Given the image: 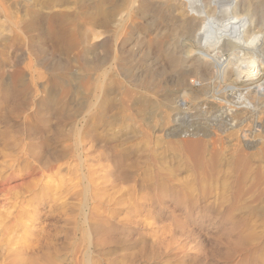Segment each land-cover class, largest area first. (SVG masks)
<instances>
[{
  "label": "rangeland",
  "instance_id": "374dc122",
  "mask_svg": "<svg viewBox=\"0 0 264 264\" xmlns=\"http://www.w3.org/2000/svg\"><path fill=\"white\" fill-rule=\"evenodd\" d=\"M161 1L0 0V263L18 238L40 253L17 264H264V163L244 158L262 146L196 161L161 132L209 71Z\"/></svg>",
  "mask_w": 264,
  "mask_h": 264
},
{
  "label": "bare ground",
  "instance_id": "6f19581e",
  "mask_svg": "<svg viewBox=\"0 0 264 264\" xmlns=\"http://www.w3.org/2000/svg\"><path fill=\"white\" fill-rule=\"evenodd\" d=\"M175 1L180 7L179 9L180 14L179 11L176 10L178 12L177 14L179 16L186 17L187 21L184 27L191 31V33L190 31L188 33L191 34V36L189 35L190 36L189 38L186 37L182 38L181 36L180 39L182 40V43L187 48V50L188 48H190L191 51L194 50L197 53L200 62L199 64H201L202 66H206L205 67L207 68L206 70L209 71L205 73L201 72V74L199 75L200 77L197 83L200 86V96L197 97L192 93L194 85L192 87L189 84L188 85L186 84L187 86H184L185 88L182 90V92L180 91L181 95H183V98L181 100L180 99L172 100L170 99V96H167V98L165 97L166 95L164 96L166 99L164 100V102H162L163 106L166 108V110L170 112V114L173 113L174 115H172L173 116L172 117L173 121H171L172 123L169 122V124L171 123L172 126L167 128L168 130L161 129V132L162 133L164 132L165 136L167 135L170 138H178L183 136L184 138L186 137L187 139V137H189L190 140L188 138L189 141L188 142L185 141L187 142L186 147H194L196 151L194 152L192 150V155L194 156V160L196 161L203 159L207 162L209 161L218 162L223 160L228 162L231 159L234 160L240 159V161L245 162L244 159H241L240 156L239 157L237 156V152H238L237 149L240 147L241 144H243L246 148H251L253 150L258 146H262L259 152L258 151L256 153L254 152L252 156L250 155L251 157L246 155L244 158L250 161L260 160V162L264 163V120H262L263 118L262 119L259 118V115L262 114L261 110L264 109V9L261 10L260 15L258 17H254L255 12L253 13L254 9L252 6V0H175ZM165 2L167 4V7H169L168 5L170 3V0H165ZM172 2H174V0ZM100 8L102 9V7ZM164 11L165 10L163 9V12ZM169 11L170 14H172L171 12L173 11L172 10ZM167 14H169L168 11ZM188 15L190 17H188ZM185 17L183 19H185ZM117 21L118 20H116V22ZM124 22L127 21L125 20ZM120 26L121 25L119 24V28H121ZM103 27H105V25ZM106 27L108 26L106 25ZM179 27L181 28L182 26ZM177 41L181 43L179 39ZM188 77L187 79H189ZM192 77H193V73H192ZM113 81H114L113 83H115V79H113ZM185 82L186 80L184 81V83ZM174 86L176 85L174 84ZM110 87H112V85H110ZM104 95L106 94L104 93ZM152 97H154V95ZM147 100L149 99L147 98L146 101ZM158 105L159 104H157V106ZM191 105L194 106V108L197 110V113L195 115H192L191 112H189L190 110L189 107ZM245 111L247 112L250 111L255 117V119L252 120V125L247 127V125L250 124V122L248 121L249 124L246 125L247 128H244L245 126H243L244 121L242 122V120H239L238 118V115L241 116L242 114L245 113ZM164 113L163 112L161 113L162 119L161 118L159 119L163 120V122H166L165 121L166 117H164L163 115ZM158 124H156V126ZM151 125H153V123ZM152 127L154 128V126ZM161 132L159 134H162ZM152 134L151 135L149 134V136H152ZM159 134L158 136H160ZM164 139L165 138L163 136V141ZM169 140L171 141V139ZM164 142L166 143V141ZM172 142L170 146H172ZM178 143L180 144V142ZM162 146L160 145V148ZM228 147L234 148L235 151H233L231 154H226V152L224 151H226L225 149L229 150ZM209 148L214 149L215 152L201 157L200 151L202 149L206 150ZM209 164L207 163V165ZM14 166L15 164L13 165V167ZM57 188L59 187L57 186ZM15 238L17 237L15 236ZM20 240L22 239L20 238ZM3 241L5 243H9V244H5V246L7 247L5 248L7 258L9 259L13 257L15 259L13 258H12L13 260L9 259L12 260L9 261V263H5V261H2L0 264H17V262L21 260L19 257H22L23 255H27L26 258L28 262L29 261L34 262L36 259H38L37 255L40 252H37L35 254L36 246H30V245L28 246V244L27 246L26 245L24 246L25 242L24 243H21V241L19 242L18 238L17 239L10 238L8 242H6L7 240L5 241V239ZM38 247L39 246H37V248ZM17 258H19V260ZM3 260L5 259L3 258Z\"/></svg>",
  "mask_w": 264,
  "mask_h": 264
}]
</instances>
